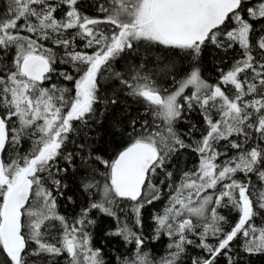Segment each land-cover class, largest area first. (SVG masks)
Returning <instances> with one entry per match:
<instances>
[{
  "label": "snow or ice",
  "instance_id": "obj_1",
  "mask_svg": "<svg viewBox=\"0 0 264 264\" xmlns=\"http://www.w3.org/2000/svg\"><path fill=\"white\" fill-rule=\"evenodd\" d=\"M0 264H264V0H0Z\"/></svg>",
  "mask_w": 264,
  "mask_h": 264
}]
</instances>
